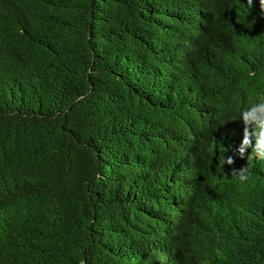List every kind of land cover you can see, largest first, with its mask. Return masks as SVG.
I'll return each instance as SVG.
<instances>
[{
  "label": "trees",
  "instance_id": "obj_1",
  "mask_svg": "<svg viewBox=\"0 0 264 264\" xmlns=\"http://www.w3.org/2000/svg\"><path fill=\"white\" fill-rule=\"evenodd\" d=\"M261 101L259 0H0V264H264Z\"/></svg>",
  "mask_w": 264,
  "mask_h": 264
},
{
  "label": "clouds",
  "instance_id": "obj_2",
  "mask_svg": "<svg viewBox=\"0 0 264 264\" xmlns=\"http://www.w3.org/2000/svg\"><path fill=\"white\" fill-rule=\"evenodd\" d=\"M248 4H252V0H247ZM261 10H264V0H259ZM240 121L243 122V137L238 148L235 149L233 156H224L219 161L221 167L225 164L231 166L234 164V156L245 158V153L251 149L247 155V159H257L264 161V101L252 104L249 108L242 111ZM251 127V131L249 130ZM215 145H212L214 149ZM236 181L243 184L250 179V170L247 166L232 169L230 173Z\"/></svg>",
  "mask_w": 264,
  "mask_h": 264
}]
</instances>
